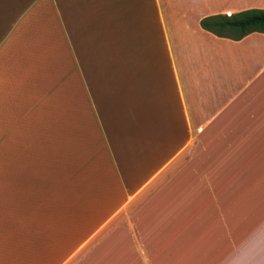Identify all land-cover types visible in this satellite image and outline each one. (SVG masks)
<instances>
[{"label": "crops", "instance_id": "1", "mask_svg": "<svg viewBox=\"0 0 264 264\" xmlns=\"http://www.w3.org/2000/svg\"><path fill=\"white\" fill-rule=\"evenodd\" d=\"M247 9L0 0V264H202V213L264 264V32L199 24Z\"/></svg>", "mask_w": 264, "mask_h": 264}, {"label": "trees", "instance_id": "2", "mask_svg": "<svg viewBox=\"0 0 264 264\" xmlns=\"http://www.w3.org/2000/svg\"><path fill=\"white\" fill-rule=\"evenodd\" d=\"M199 24L216 35H234L239 38L251 31L264 32V9H247L229 16H208L202 18Z\"/></svg>", "mask_w": 264, "mask_h": 264}, {"label": "rangeland", "instance_id": "3", "mask_svg": "<svg viewBox=\"0 0 264 264\" xmlns=\"http://www.w3.org/2000/svg\"><path fill=\"white\" fill-rule=\"evenodd\" d=\"M43 117V119H45V118H49V117H47L46 115H43L42 116ZM27 120H29V114H28V117H27ZM47 120H49V119H45L44 121L46 122ZM43 131H42V134L43 135H49L50 134V132H49V130H47L46 131V128H41ZM25 130H26V132H27V134H34L35 133V131H36V133H38L37 132V130H38V128H36V127H32L31 125H26V127H25ZM195 211H194V208L193 207H186V217L188 218V220H190V219H192L193 218V216H194V213ZM207 214H204V213H202V221H201V227H200V237H201V239H202V243H201V247H202V252H201V262H202V264H211V262H213L214 264L215 263H220L219 262V258H222L220 261L221 262H224V257H225V255L224 254H221V249H218V253H217V255L215 254H213V255H211L209 252H210V243H211V240H210V238H209V222H208V219H207ZM235 225V224H234ZM219 231V230H218ZM254 231H257L256 230V224H255V227H254ZM238 234H241V232H239ZM214 246L216 247V246H221L220 245V239H217V240H215L214 241ZM216 256H217V260L218 261H216L215 259H216ZM188 258H189V256H187Z\"/></svg>", "mask_w": 264, "mask_h": 264}]
</instances>
